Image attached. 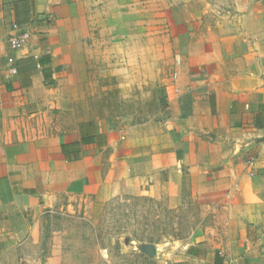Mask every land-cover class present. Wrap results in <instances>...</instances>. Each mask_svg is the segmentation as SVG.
Segmentation results:
<instances>
[{
    "label": "crops",
    "instance_id": "1",
    "mask_svg": "<svg viewBox=\"0 0 264 264\" xmlns=\"http://www.w3.org/2000/svg\"><path fill=\"white\" fill-rule=\"evenodd\" d=\"M124 1L0 0V248L37 241L47 214L141 196L145 179L178 207L188 178L200 212L225 224L166 247L206 264H264V0H130L136 12L169 8L184 43L157 133L76 116L66 94L79 28L95 23L88 8ZM23 30L29 41L12 50Z\"/></svg>",
    "mask_w": 264,
    "mask_h": 264
},
{
    "label": "rangeland",
    "instance_id": "2",
    "mask_svg": "<svg viewBox=\"0 0 264 264\" xmlns=\"http://www.w3.org/2000/svg\"><path fill=\"white\" fill-rule=\"evenodd\" d=\"M168 12L169 8L157 5L136 12L130 0L118 9L88 8L95 23L79 28L83 37L75 49L77 70L66 87V94L77 98L76 116H122L133 127L149 125L156 133L161 131L168 107L167 84L176 78L184 46ZM168 198L165 189L160 197L152 195L145 179L139 200L123 194L101 204L83 203L80 211L47 214L37 241L0 248V264H206L166 246L186 241L196 231L209 236L208 229L225 224V216L203 215L200 204L190 198L186 178L182 204L175 207L184 231L182 239H174L163 232L171 223ZM152 229L159 231V242L134 238L135 234L148 237Z\"/></svg>",
    "mask_w": 264,
    "mask_h": 264
},
{
    "label": "trees",
    "instance_id": "3",
    "mask_svg": "<svg viewBox=\"0 0 264 264\" xmlns=\"http://www.w3.org/2000/svg\"><path fill=\"white\" fill-rule=\"evenodd\" d=\"M135 200H139L141 198H143V194L141 196H133ZM120 199V198H119ZM116 199H113L112 201L109 202V204H112L113 201H115ZM154 200V198H153ZM167 216L169 221H171V223L168 225V229H164V233L168 234L170 236H172L174 239H182V232L184 231V229L182 228V223H183V219H182V215L179 213V209L178 208H172V207H167ZM150 235L148 237L145 236H138L137 234L134 235V238L136 240H140V241H148L149 243H157L160 240V237L158 235L159 231L158 230H150ZM193 232V231H191Z\"/></svg>",
    "mask_w": 264,
    "mask_h": 264
},
{
    "label": "built area",
    "instance_id": "4",
    "mask_svg": "<svg viewBox=\"0 0 264 264\" xmlns=\"http://www.w3.org/2000/svg\"><path fill=\"white\" fill-rule=\"evenodd\" d=\"M30 37H31L30 30H23L22 32H19L18 34L11 35L8 38L9 47L12 50H19L27 44ZM9 61L12 62L13 58H10Z\"/></svg>",
    "mask_w": 264,
    "mask_h": 264
},
{
    "label": "water",
    "instance_id": "5",
    "mask_svg": "<svg viewBox=\"0 0 264 264\" xmlns=\"http://www.w3.org/2000/svg\"><path fill=\"white\" fill-rule=\"evenodd\" d=\"M151 250H154V248L152 247Z\"/></svg>",
    "mask_w": 264,
    "mask_h": 264
}]
</instances>
